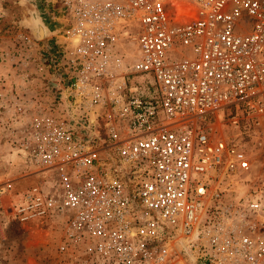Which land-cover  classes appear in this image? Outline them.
<instances>
[{"label": "built area", "instance_id": "1", "mask_svg": "<svg viewBox=\"0 0 264 264\" xmlns=\"http://www.w3.org/2000/svg\"><path fill=\"white\" fill-rule=\"evenodd\" d=\"M41 1L66 95L7 141L1 227L82 264H264V0Z\"/></svg>", "mask_w": 264, "mask_h": 264}, {"label": "rangeland", "instance_id": "2", "mask_svg": "<svg viewBox=\"0 0 264 264\" xmlns=\"http://www.w3.org/2000/svg\"><path fill=\"white\" fill-rule=\"evenodd\" d=\"M33 3L51 31L47 37L38 39L30 29L24 0H0V184L14 178L17 185L24 173L8 139L33 117L56 110L66 95L68 76L57 65L65 46L63 23L53 21L41 0ZM9 206L7 194H0L1 209ZM175 254L167 264H193L184 253ZM0 264L82 263L59 251L47 227L10 218L6 228L0 225Z\"/></svg>", "mask_w": 264, "mask_h": 264}, {"label": "water", "instance_id": "3", "mask_svg": "<svg viewBox=\"0 0 264 264\" xmlns=\"http://www.w3.org/2000/svg\"><path fill=\"white\" fill-rule=\"evenodd\" d=\"M25 2H26L25 5H26L27 10H28V12H29V14H30V17L33 16V15H35V16H36V21L39 20V22L41 23V26H42L43 28H46V29L48 30L49 33L46 34V35H44L43 37H47L48 35H50L51 31H50L49 27L44 23V21H43L41 15H40V11H39V9L36 7V5H35L33 2L28 1V0H26ZM29 27H30V26H29ZM42 27H41V28H42ZM30 29L33 31L35 37L38 38V39H40L39 36L36 35V33H39V31L36 29V27H32V26H31ZM40 34H42V32H41ZM43 37H42V38H43Z\"/></svg>", "mask_w": 264, "mask_h": 264}, {"label": "bare ground", "instance_id": "4", "mask_svg": "<svg viewBox=\"0 0 264 264\" xmlns=\"http://www.w3.org/2000/svg\"><path fill=\"white\" fill-rule=\"evenodd\" d=\"M31 2H33V0H30ZM24 3H26L25 2V0H24ZM27 23H28V25L31 27H36V29L39 31V33H36V35L37 36H39V38H42L44 35H46V34H48L49 32H48V30L46 29V28H43L42 26H41V23L39 22V20L38 21H36V16L35 15H33V16H31V17H29V19L27 20ZM42 27V28H41ZM42 32V34H40Z\"/></svg>", "mask_w": 264, "mask_h": 264}]
</instances>
